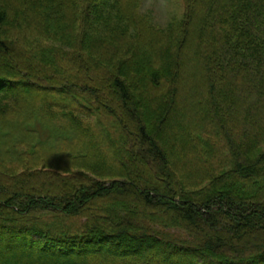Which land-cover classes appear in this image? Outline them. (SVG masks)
Wrapping results in <instances>:
<instances>
[{
    "label": "trees",
    "instance_id": "trees-1",
    "mask_svg": "<svg viewBox=\"0 0 264 264\" xmlns=\"http://www.w3.org/2000/svg\"><path fill=\"white\" fill-rule=\"evenodd\" d=\"M138 8L0 0V263L264 264V0Z\"/></svg>",
    "mask_w": 264,
    "mask_h": 264
},
{
    "label": "rangeland",
    "instance_id": "rangeland-1",
    "mask_svg": "<svg viewBox=\"0 0 264 264\" xmlns=\"http://www.w3.org/2000/svg\"><path fill=\"white\" fill-rule=\"evenodd\" d=\"M137 7H139V11L142 14V16L147 17L151 23L160 28V29H165L167 28V26L172 22V20H180L185 12V0H137ZM116 23V22H115ZM33 28V27H32ZM34 29V28H33ZM35 30V29H34ZM28 35V36H27ZM33 35V36H32ZM0 38L1 39H9L11 41L17 42L18 44H26L29 45L32 42L34 44L38 43H51L53 44L50 40H48L46 37H42V38H37L36 34L34 35V31H28L26 29V27H22V28H14L8 32H1L0 33ZM16 43V44H17ZM17 44V45H18ZM17 102H15V100L11 99V98H7L4 97L3 95H0V105L2 106H8L10 109H16L18 108V104H16ZM57 114L62 118V120L64 119V115L61 112H57ZM84 118V117H82ZM65 120V119H64ZM87 118H84V121L87 122ZM93 120L94 119H90ZM88 120L90 123L91 121ZM43 167L42 164L38 165L35 164V166H20V168L18 169L19 171H23L26 168H30V169H36V168H41ZM53 170H55V168H52ZM78 170H81L79 168H77ZM74 168V170H77ZM58 170V169H56ZM60 171V170H58ZM92 176L94 178H96L97 180H108V177H98L95 174H92ZM114 179V178H111ZM33 252V251H32ZM30 252L29 250L24 251L23 250V254L28 255L29 257L31 255H33V253ZM45 253V252H44ZM42 256H39V261L41 260V258H45L47 261L48 260H56L51 258L50 254H40ZM19 256L17 255V253H14L11 257H6L5 259L3 258L2 263L0 264H19V262H16L17 259L16 257ZM80 258V260H82L83 258H85L84 256H78ZM146 259L149 261L151 260L153 261V258H150V256H146ZM85 260V259H84ZM42 261V260H41ZM88 262V261H87ZM36 260L35 259H30L28 261V264H35Z\"/></svg>",
    "mask_w": 264,
    "mask_h": 264
}]
</instances>
